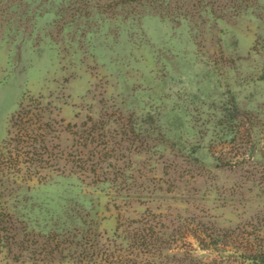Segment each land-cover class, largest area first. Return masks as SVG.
Listing matches in <instances>:
<instances>
[{
	"label": "rangeland",
	"instance_id": "1",
	"mask_svg": "<svg viewBox=\"0 0 264 264\" xmlns=\"http://www.w3.org/2000/svg\"><path fill=\"white\" fill-rule=\"evenodd\" d=\"M231 1L241 2L222 3ZM250 3L218 21L198 0H34L16 15L29 38L17 45L0 19V151L23 96L43 97L65 155L81 167L94 152L100 174L110 172L93 184L68 163L66 175L1 182L0 209L105 243L119 226L148 221L176 241L157 264H244L248 235L264 239V0ZM37 7L51 13L34 19ZM177 7L192 24L159 13ZM193 145L207 169L183 159ZM213 154L224 166L214 168ZM197 225L217 243L202 249ZM12 257L0 239V264Z\"/></svg>",
	"mask_w": 264,
	"mask_h": 264
},
{
	"label": "trees",
	"instance_id": "2",
	"mask_svg": "<svg viewBox=\"0 0 264 264\" xmlns=\"http://www.w3.org/2000/svg\"><path fill=\"white\" fill-rule=\"evenodd\" d=\"M124 1L127 3L129 1L140 2L141 0ZM150 1L152 6L159 0ZM198 1L197 10L201 14L208 13L218 21H222L223 17L220 13L227 9L248 10L251 6L250 0H241L240 4L232 1L223 4L222 0H210L207 4L203 2L204 0ZM33 3L34 0H0V19L11 26L10 33L13 35L16 45L26 43L29 40L28 34L22 29V25L16 26V15L21 13V19L28 15L32 10ZM182 9V7H177L174 10L160 11L159 13L161 17L170 19L172 22L192 24L193 12L187 8ZM41 11L40 7L36 8L38 14L34 16V19L42 18L51 13L48 10L39 14ZM42 98L23 96L18 110L10 118L7 137L4 139L0 151V183L11 180L17 182L15 180L19 177L23 181L34 179L43 181L49 178V176L44 175L48 171L66 175L68 163L76 166L75 168L71 167L69 173H78L76 168H80L92 176L93 184L105 182L100 177H104L101 175H108L110 172L102 171L100 174L101 169H97L92 163L96 158V153H89L85 159L81 157L79 161L85 165L80 167L79 163H75L76 156L70 154L66 156L61 150L60 144L56 143V140H59L56 121L50 116L51 111L48 106H45ZM198 148L199 146L193 145L192 150L183 154V159L194 166L207 169L209 166L196 155ZM249 152L248 156L253 155L254 147L249 149ZM111 156L109 153H105L103 157L104 160H107ZM213 156L217 162L214 168L219 169L224 166L220 156L216 154ZM253 162L256 165L258 161L254 160ZM60 163L63 164L62 167ZM87 164H89L88 167H86ZM119 174L125 176V173ZM137 224H145V228H140L132 223L122 233L119 231L121 227L119 226L114 233L115 238L111 239L110 243H105L97 238V234L88 231L85 233L80 231L79 233L76 227L37 230L36 226H32L33 224L26 219L25 215L16 211V206H12L11 209L6 207L0 209V229L5 233L0 236L2 247L8 249L13 256L12 260L17 264H25L27 258L31 264H157V258H161L165 254L175 253V238L169 235L167 231L155 232L148 221L144 223L141 220ZM195 236L202 249L209 246L208 239L217 243L211 233L198 227V225ZM248 236L251 237L246 240L251 245L246 247L245 253H239V256L243 258L244 264H264L263 237L260 234H249ZM254 243H258L260 248L253 246ZM196 264L209 263L200 259L197 260Z\"/></svg>",
	"mask_w": 264,
	"mask_h": 264
}]
</instances>
